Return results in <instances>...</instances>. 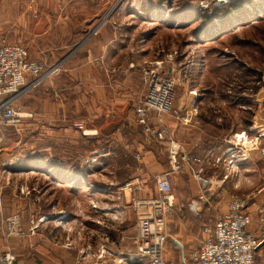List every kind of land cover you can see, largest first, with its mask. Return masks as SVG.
<instances>
[{
	"label": "rangeland",
	"instance_id": "374dc122",
	"mask_svg": "<svg viewBox=\"0 0 264 264\" xmlns=\"http://www.w3.org/2000/svg\"><path fill=\"white\" fill-rule=\"evenodd\" d=\"M218 1L21 0L19 12L11 19V29L4 30L0 39L21 43L30 60L44 64L45 73L57 68L44 78L46 83L51 81L50 85L52 80L58 79L54 82L56 88L49 86L45 94L50 100L63 101L58 115L61 122L51 129L52 134L41 124L29 125L25 116L19 124L0 122V160H3L0 166L26 169L27 161L34 158L35 168L40 169L42 162L47 160L52 170L67 174L64 180L51 176L35 178V187L41 190L38 195H42L43 182L49 183L46 190L50 191L52 202L59 197L64 203L74 201L73 187L82 188L77 198L87 203L91 201L92 188L101 190L124 185L141 168L136 149L128 146V142L133 144L142 131L135 117L136 105L143 101L147 91L142 70L161 60L164 70L176 81L174 107H184L180 115L187 112L190 104L196 105L198 112L203 92L211 96L213 93L216 98L212 99L221 101L223 98L219 96L224 92L228 95L227 100L234 104L240 101L235 93L253 90L258 94L257 119L253 126H258L259 134L264 133V0ZM224 4H234L232 9L236 5L242 6L244 11L234 12V16L224 23L220 13L225 7L219 6ZM217 6L219 8L215 10ZM97 25L100 26L98 30L104 28L103 32L101 29L95 40L88 39L83 43L88 32ZM107 42L110 44L107 54L113 56V60L90 63L88 59L106 55ZM78 46L73 55L63 61ZM91 73L97 80L93 86L85 77ZM41 87L20 93L17 104L21 107H17L23 115L28 113L32 100L36 107L43 106ZM192 91L196 93L194 96L189 95ZM229 92L233 93L232 97ZM79 121H85L86 126L97 125L98 135L85 138L75 126ZM247 134L250 136L249 130ZM263 144L264 136L260 138L259 148H253V154L248 153L243 160L237 175L231 174L222 178L220 184H213L208 200L198 213L190 209L191 200L198 195L186 201L175 200L176 206L168 218L171 237L165 249L168 260L175 264L182 253L199 245L203 225L213 222L225 210L230 196L249 197L252 212L255 204H264V158L260 152ZM95 151L103 154L100 161L86 164V158ZM157 151L160 157L168 160L166 146ZM142 180L143 190L137 195H155L156 175ZM21 191L25 193V189ZM44 212L53 211H44L37 206L34 210H26V207L1 209L3 246L0 254L10 251L32 264L98 263L93 252L100 242L92 232L94 226L91 223L84 227L86 233L76 230L72 223L61 232L57 226L49 224L44 228L49 239L37 237L34 240L40 253H30L27 250L30 249L28 239L32 236L30 229L32 226L34 231L39 229L36 223L46 218ZM12 217L19 220L14 232L8 225ZM32 219L35 220L33 224ZM102 225L101 232L109 234L110 240L123 233L119 230L124 226H119L118 220L108 219ZM255 227L254 220L252 228ZM101 244L114 246L111 241ZM123 244L122 257L131 255V240ZM115 245L120 246V243ZM116 247L114 249L119 251ZM119 258L121 256L107 261L117 264ZM257 259L264 260V245L258 251Z\"/></svg>",
	"mask_w": 264,
	"mask_h": 264
},
{
	"label": "built area",
	"instance_id": "2783aa9c",
	"mask_svg": "<svg viewBox=\"0 0 264 264\" xmlns=\"http://www.w3.org/2000/svg\"><path fill=\"white\" fill-rule=\"evenodd\" d=\"M163 64L162 60L156 61L155 66L142 70L147 91L143 101L136 105L135 117L146 139L167 142L165 146L170 170L156 176V193L152 196L137 195L143 190V180L140 176H135L121 186L131 192V205L136 213V229L130 238L133 253L122 257L123 253L116 251L114 246L102 245L97 255L93 254L98 264H109L108 256H121L117 264H174L165 256L170 237L168 218L176 206L172 173L180 168V159L187 160L189 157L184 152L181 154V146L172 139L165 116L171 114L187 122L198 112L193 109L191 112L188 110L185 115H180L184 107H174L176 81L164 70ZM56 69L54 67L51 72L45 73L44 64L30 60L22 44L0 39V122L19 124L23 116L32 117L31 113L23 115L20 108L14 105L16 96L26 87L40 86L45 76ZM29 77L31 79H28ZM195 94V91H192L189 95ZM75 126L83 135L98 134L97 130L89 129L85 121H79ZM249 130H258V126H251ZM263 136L264 133L259 132L254 137L249 136L246 130L240 133L234 147L229 148L223 158L218 157L215 161L219 163L225 160L224 178L231 174L237 175L241 163L251 151L250 146L257 150ZM260 152L264 158V144L260 147ZM102 155L95 151L86 158L85 163H98ZM140 158L137 153L136 159ZM236 158H240L241 162L236 161ZM195 176L201 182L202 189L197 198L191 200L190 209L198 213L201 205L208 200L207 196L212 191L213 184L210 178L204 177L200 172L195 173ZM249 203V197L238 194L230 196L225 203V210L213 222L203 225L199 245L187 253H182L175 264H264V260L257 259L258 247L264 242V204H255L258 231H253L249 228L253 222ZM90 205L94 209L99 207L95 201H91ZM18 224V217L8 220L9 229L13 232ZM34 229L33 226L30 229L32 234ZM0 264H16V256L10 251H5L0 254Z\"/></svg>",
	"mask_w": 264,
	"mask_h": 264
},
{
	"label": "crops",
	"instance_id": "0c3cea01",
	"mask_svg": "<svg viewBox=\"0 0 264 264\" xmlns=\"http://www.w3.org/2000/svg\"><path fill=\"white\" fill-rule=\"evenodd\" d=\"M20 1L21 0H0V34H2L4 30L11 29V19L15 18L16 14L19 12ZM99 27L100 26L97 25L90 32H88V36L84 39L83 43L88 39L91 41L95 40V36L99 34V31L102 29V33L104 30V28H100L98 30ZM83 31L84 30H82V32ZM109 46L110 44L107 42L104 50L107 56L105 55L102 58L99 56L92 57L88 59V61L92 64L94 61H112L113 56L108 57L107 54L110 52ZM73 53L74 51H71L65 56L63 61L69 59ZM85 66H88V64H85ZM85 77H87L91 86L97 83V80L92 73L90 75H86ZM80 78H82V76ZM28 79L31 78L29 77ZM56 81H58V79L52 80V85H50L49 83L51 81L46 83L44 79V83H41L42 91L40 90V92L44 93V96L42 97L43 106L41 108L36 107L33 100L31 102V106H28V113L32 114V117H28L27 119L29 125L31 124L32 126H35L36 124H41L49 134H52L53 131L51 129L61 122L58 115L60 114L59 111L63 106V101L58 103L52 99L50 100L45 94L49 86L51 88L53 87V89L56 88L54 83ZM27 89L31 88H24L22 93ZM33 93L35 92L33 91ZM228 94H230L229 97H232L233 93L229 92ZM235 94V96L239 97L238 99H240V101L231 104L227 100L228 95L224 94V92H221L219 96V98H223L222 101L213 100L212 98H216V95H213V93L211 96L207 95L206 92H203L197 106V115L193 117L192 120L187 122L183 121L180 117L171 114H167L165 116V121L172 139L181 146V154L184 152L189 157L187 160L180 159V168L176 172L172 173L173 192L176 193L177 197L175 200L178 202L186 201L187 199L189 200L191 197H195L200 194L202 184L195 176V173L197 172L202 173V175L206 178H210L212 184L214 185L223 182L222 178H224L225 175L226 163L225 160L223 162L215 163L216 159L218 157L223 158L227 150L234 147V142L239 138L240 133L244 130L248 131L250 127H253V124L256 123L257 117L255 109L257 110L258 107V101L256 99L258 94L253 90L240 91ZM19 96L20 94L16 96L14 101L15 106H20L17 104ZM195 108L196 105L191 104L186 111H192V109ZM185 114L186 113L184 112L182 113V115ZM87 127L89 129L100 131L97 125L91 124V126ZM249 131L252 137L253 134L256 136L258 133L257 130ZM97 135L83 136L85 138L90 137L92 139ZM138 135L139 138L134 139L133 144H130L131 142H128L127 137H125V140L128 142V146L135 148L136 152L141 156L139 159V162H141V168L138 169L135 176H140L142 179H145L149 177V175L157 176L163 172L169 171V157L168 160L164 157H160L157 151L161 146H165V144L167 145V142L148 140L142 131H140ZM119 142L123 143L120 138ZM250 147V155H252L253 148L252 146ZM237 160L241 162L240 158H236V161ZM0 161L2 162L3 160ZM4 161L10 162L9 160ZM46 161L47 160H44L42 162L43 168L40 169L35 168L36 161L34 158L33 160L27 161L28 167L26 169H4L0 166V210H14L21 209L23 207H26V210H34L37 206L39 209L44 211H53L48 213L44 212L43 215H46V218L39 221V223H36L40 227L39 229H36L33 234H30L32 235L31 237L29 236L30 238L28 239L30 241V249L27 250L32 254L40 253L39 251H41V249L34 242V240L37 237H41L46 240L49 239V234L46 229H44L46 226H49V224L57 226L61 232V230L65 231L68 224L72 223V225L76 226V230L80 229L81 233H86L83 231L84 227L86 224L91 223V225L94 226L92 232L96 235L98 243L100 242L95 252H93L94 255H97L100 247L103 245L101 242L108 241H111L115 247V243L119 242L120 246H117L116 248L120 249V252H123V250H121L124 248L123 243L130 242V238L135 233L136 229V213L131 205V192L121 186H107L105 189L101 190H99L98 187L92 188L90 189V199L91 201L98 203L99 207L97 209L91 207V201L85 203L81 202V200L77 198L79 194L78 191L82 189L77 187L71 188L75 194L74 201L64 203L62 198L59 197L57 201L52 202L50 201V191L46 190V188L49 187V183H46L45 185L43 182L42 195H38L41 193V190H38V188L36 189L35 178L41 176H51L64 180V176L67 174L65 175L62 174L61 171L52 170L50 168V163H48V161L46 163ZM58 162L61 164V160ZM59 167H61V165H59ZM23 189H25V193L21 191ZM251 213L253 215V222L249 228L250 230L258 231L256 207L254 212L251 211ZM108 219L118 220L120 224L119 226H124L119 230H123V233L121 232L122 235L121 233H118L115 238H111L110 240L109 234L101 232L104 226L102 225L103 222ZM88 220L90 221L88 222ZM254 220L256 221L257 228H252ZM34 221L35 220L32 219L31 223H35ZM31 223H28V225L30 226ZM2 246L0 237V251ZM262 247H260L259 250ZM107 258L109 259L111 257L109 256ZM23 263L25 264L31 262H28L27 258L20 257V255L19 258L16 257V264Z\"/></svg>",
	"mask_w": 264,
	"mask_h": 264
},
{
	"label": "trees",
	"instance_id": "16d2710c",
	"mask_svg": "<svg viewBox=\"0 0 264 264\" xmlns=\"http://www.w3.org/2000/svg\"><path fill=\"white\" fill-rule=\"evenodd\" d=\"M253 2H255V1H253ZM233 5L232 4L231 5H228V6H226V4H224L222 6L219 5L220 7H223V6L225 7V9H224L225 11H223V12L220 13L221 14V19L223 20L224 23H226V21L230 20L234 16V12H240L241 10L244 11L243 8H242V6L240 7L239 5H236L235 8L232 9V7H234ZM254 5H255V3H254ZM219 6L215 7L214 9L215 10L218 9Z\"/></svg>",
	"mask_w": 264,
	"mask_h": 264
},
{
	"label": "water",
	"instance_id": "95a60500",
	"mask_svg": "<svg viewBox=\"0 0 264 264\" xmlns=\"http://www.w3.org/2000/svg\"><path fill=\"white\" fill-rule=\"evenodd\" d=\"M82 45V44H81ZM80 46H78L75 50H74V52L79 48ZM264 245V242L263 243H261L260 245H259V247L258 248H260V247H262Z\"/></svg>",
	"mask_w": 264,
	"mask_h": 264
},
{
	"label": "bare ground",
	"instance_id": "6f19581e",
	"mask_svg": "<svg viewBox=\"0 0 264 264\" xmlns=\"http://www.w3.org/2000/svg\"><path fill=\"white\" fill-rule=\"evenodd\" d=\"M247 196V195H246ZM250 199V198H249ZM203 207V206H202ZM170 218V217H169ZM122 235V234H121ZM171 238V237H170ZM168 244V243H167ZM167 248V247H166ZM92 256V255H91ZM90 257V256H89ZM90 259H91V257H90Z\"/></svg>",
	"mask_w": 264,
	"mask_h": 264
}]
</instances>
